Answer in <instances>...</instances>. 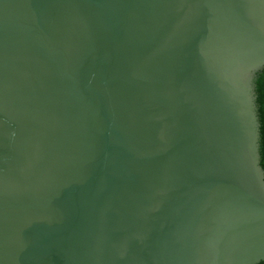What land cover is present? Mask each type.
<instances>
[{
  "label": "water",
  "instance_id": "95a60500",
  "mask_svg": "<svg viewBox=\"0 0 264 264\" xmlns=\"http://www.w3.org/2000/svg\"><path fill=\"white\" fill-rule=\"evenodd\" d=\"M264 0H0V264H259Z\"/></svg>",
  "mask_w": 264,
  "mask_h": 264
},
{
  "label": "trees",
  "instance_id": "16d2710c",
  "mask_svg": "<svg viewBox=\"0 0 264 264\" xmlns=\"http://www.w3.org/2000/svg\"><path fill=\"white\" fill-rule=\"evenodd\" d=\"M253 82L254 97H255V111L259 123V166L264 173V69L258 72ZM259 264H264L260 262Z\"/></svg>",
  "mask_w": 264,
  "mask_h": 264
}]
</instances>
